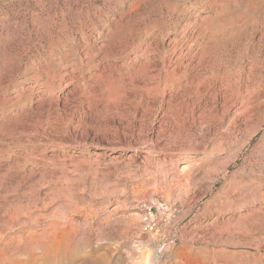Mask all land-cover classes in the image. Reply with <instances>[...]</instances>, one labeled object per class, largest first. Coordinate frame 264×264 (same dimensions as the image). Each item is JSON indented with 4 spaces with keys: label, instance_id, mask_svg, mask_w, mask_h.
Here are the masks:
<instances>
[{
    "label": "clouds",
    "instance_id": "obj_1",
    "mask_svg": "<svg viewBox=\"0 0 264 264\" xmlns=\"http://www.w3.org/2000/svg\"><path fill=\"white\" fill-rule=\"evenodd\" d=\"M0 264H264V0H0Z\"/></svg>",
    "mask_w": 264,
    "mask_h": 264
}]
</instances>
